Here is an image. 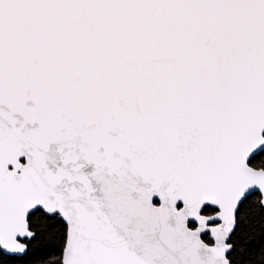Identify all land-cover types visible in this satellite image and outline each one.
I'll list each match as a JSON object with an SVG mask.
<instances>
[{
  "label": "snow or ice",
  "instance_id": "obj_1",
  "mask_svg": "<svg viewBox=\"0 0 264 264\" xmlns=\"http://www.w3.org/2000/svg\"><path fill=\"white\" fill-rule=\"evenodd\" d=\"M0 264H264V0H0Z\"/></svg>",
  "mask_w": 264,
  "mask_h": 264
}]
</instances>
